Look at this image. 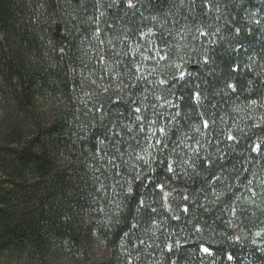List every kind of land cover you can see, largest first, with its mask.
<instances>
[{"label": "trees", "instance_id": "16d2710c", "mask_svg": "<svg viewBox=\"0 0 264 264\" xmlns=\"http://www.w3.org/2000/svg\"><path fill=\"white\" fill-rule=\"evenodd\" d=\"M0 109V260L264 264V0H0Z\"/></svg>", "mask_w": 264, "mask_h": 264}, {"label": "rangeland", "instance_id": "374dc122", "mask_svg": "<svg viewBox=\"0 0 264 264\" xmlns=\"http://www.w3.org/2000/svg\"><path fill=\"white\" fill-rule=\"evenodd\" d=\"M1 115H2V112L0 109V117H1ZM0 264H27V263L24 261H17V260H14L13 262H7L5 259H1Z\"/></svg>", "mask_w": 264, "mask_h": 264}, {"label": "water", "instance_id": "95a60500", "mask_svg": "<svg viewBox=\"0 0 264 264\" xmlns=\"http://www.w3.org/2000/svg\"><path fill=\"white\" fill-rule=\"evenodd\" d=\"M56 36L59 37V38H62L61 36V26L60 24H57L56 25V32H55Z\"/></svg>", "mask_w": 264, "mask_h": 264}, {"label": "snow or ice", "instance_id": "6c2138e0", "mask_svg": "<svg viewBox=\"0 0 264 264\" xmlns=\"http://www.w3.org/2000/svg\"><path fill=\"white\" fill-rule=\"evenodd\" d=\"M137 111H139V109H137ZM231 138V137H230ZM169 171H171V167L169 166ZM206 252L208 251V249H204Z\"/></svg>", "mask_w": 264, "mask_h": 264}]
</instances>
